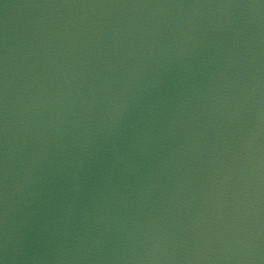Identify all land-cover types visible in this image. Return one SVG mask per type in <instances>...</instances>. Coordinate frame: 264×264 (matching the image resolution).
<instances>
[{
  "label": "water",
  "instance_id": "water-1",
  "mask_svg": "<svg viewBox=\"0 0 264 264\" xmlns=\"http://www.w3.org/2000/svg\"><path fill=\"white\" fill-rule=\"evenodd\" d=\"M0 264H264V0H0Z\"/></svg>",
  "mask_w": 264,
  "mask_h": 264
}]
</instances>
